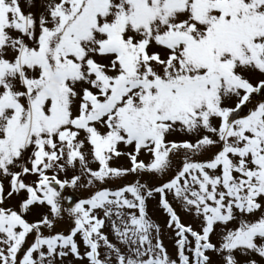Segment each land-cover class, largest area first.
Instances as JSON below:
<instances>
[{
  "label": "snow or ice",
  "instance_id": "snow-or-ice-1",
  "mask_svg": "<svg viewBox=\"0 0 264 264\" xmlns=\"http://www.w3.org/2000/svg\"><path fill=\"white\" fill-rule=\"evenodd\" d=\"M27 7L0 0V264H264V0Z\"/></svg>",
  "mask_w": 264,
  "mask_h": 264
},
{
  "label": "rangeland",
  "instance_id": "rangeland-1",
  "mask_svg": "<svg viewBox=\"0 0 264 264\" xmlns=\"http://www.w3.org/2000/svg\"><path fill=\"white\" fill-rule=\"evenodd\" d=\"M21 7L25 10L28 11L29 8L27 7L28 0H20ZM257 99L259 98L258 96L256 97ZM191 137L184 136L182 133L177 134L176 139H190ZM143 158V157H141ZM176 163H179V161H176ZM113 165L116 164H122L124 166H128V160L126 157H120L118 160H113L112 161ZM90 167L93 169L98 167V162L97 163H91ZM72 175V172H68L67 176L65 174H60L61 179H65L67 177H70ZM31 178V177H30ZM134 177L132 175H128L124 178L125 181L131 182L133 181ZM140 179L146 180L147 178L144 176H141ZM0 182L4 184L5 190L8 189V180L0 177ZM85 182L84 177L81 178V181L78 182L77 186L75 188L65 186V188L62 191V195L65 197L67 195H76V199H84L87 198L94 190V186H88V187H83L81 186ZM148 183H153V181H147ZM121 184V180L116 179V180H111L109 181V185L112 187H115L117 185ZM170 202L173 204V207L179 214L181 221L186 224H191L193 228H197L199 221L195 219V217L188 212H185L180 204L172 200L171 196H169ZM17 197L14 195L12 198H9L5 200L4 206H12L13 208L17 207ZM62 206L67 208L65 205L64 201H62ZM47 208H34L31 212L26 214V219L29 221H34L36 219L41 218L40 213L41 212H46ZM147 211L149 217L152 219V221L156 224L160 225V232H161V237L163 240L164 246L167 248L168 252L170 254H173L175 249H174V244H173V239L174 235L173 232L170 228L166 227V221L168 219L167 214L158 206L157 199H150L147 202ZM69 228V219L67 218V213L64 214V218H58L55 223V229L56 231H64L66 232ZM105 232H108V228L104 229ZM33 237L29 236L28 239L31 240ZM109 238L112 239V236L109 235ZM79 239V237H77ZM216 237L213 236V240H215ZM80 250L83 252L84 246L81 243L80 245ZM65 264H87V260H81V259H76L72 257L71 254L66 258Z\"/></svg>",
  "mask_w": 264,
  "mask_h": 264
},
{
  "label": "water",
  "instance_id": "water-1",
  "mask_svg": "<svg viewBox=\"0 0 264 264\" xmlns=\"http://www.w3.org/2000/svg\"><path fill=\"white\" fill-rule=\"evenodd\" d=\"M70 196L72 197V200L71 201H64L67 206H70V204H73L75 202V197L72 196V195H70ZM67 197H69V196H67Z\"/></svg>",
  "mask_w": 264,
  "mask_h": 264
}]
</instances>
